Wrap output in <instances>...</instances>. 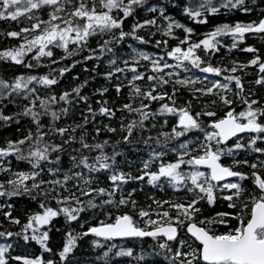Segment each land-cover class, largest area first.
<instances>
[{
	"label": "trees",
	"instance_id": "obj_1",
	"mask_svg": "<svg viewBox=\"0 0 264 264\" xmlns=\"http://www.w3.org/2000/svg\"><path fill=\"white\" fill-rule=\"evenodd\" d=\"M63 2L64 0H61V3ZM79 2L80 0H72L73 5H78ZM85 2L91 6L93 0H85ZM123 2L127 4L128 0H123ZM95 3L97 11H106V9L101 8L100 0H95ZM201 3H204L206 7L201 9ZM207 6L215 7L217 11L210 13L207 11ZM65 7L71 10V5H66ZM153 7L156 9L155 12L148 11L149 8ZM185 8L199 10L201 15L195 18L189 17L184 12ZM161 9H163V15L161 16L169 17L175 23L191 29V33H188L189 36L187 37L192 38L195 43L204 40L207 37L206 34L217 26L224 24L236 25L237 23L259 24L260 20L264 19V0H244L243 5H238L236 8H232L228 4V0H210V5L209 0H146L143 5L133 6V11L127 18H124L123 13L117 9H114L111 13L114 18L123 21L122 30L130 34L126 35L123 40L118 39L120 30H114L117 39L113 40L111 34L93 36L89 39L88 47L85 50L75 51L72 55H68L61 48L49 46L53 51L52 57H38L37 49H33V51L26 53L23 63L20 65L13 64L8 59H0V78L5 79L9 83L14 82L18 76L27 77L30 75L37 76L38 78L41 76H49V78L57 80V83L51 86H45L36 81L29 84L28 89L23 92L24 94H29V100L21 99L18 101L19 98L15 97V105L9 104L7 101H0V111L4 115L14 117L8 122L0 121V148H6L8 141L23 139L29 131L35 137L36 124L33 123L31 117L15 116V113L23 111L25 106L31 107L32 105L29 101L36 97L49 100L53 96L56 97V101L49 102L48 114L39 117L42 125L41 133L44 134V139L41 144L62 145V151L59 153H52L51 149H49L50 160L55 161L56 155L60 156L58 164H49L46 161H42L41 167L33 170L27 161H17L14 155L0 159V164H3L6 168H10L12 173L39 171L40 176L37 178V182L41 179L45 182L55 179L63 183L65 175L71 177L64 184V187L53 186L47 183L41 185V189L46 192L55 187V191L49 192L47 196L40 195V191L37 190L31 194H22L11 198L0 197V231L20 232L22 226L28 222L30 216L43 213V209L40 207L42 202L54 210L58 207L85 208V211L79 213L75 221H67L64 214L61 213L53 218L48 225L38 226L40 232H49L47 246L51 248L50 252L43 251L35 241L30 240L28 243H25L22 238L18 237L9 238L7 241L0 238V244H13V248L7 254L9 264H22V261L11 260L10 256H22L30 260L39 258L42 264H47V261L51 259L56 264H59L58 253L62 250L69 233L76 235L77 233L85 232L90 227L100 226L101 221L111 222L116 215H130L137 226L142 229L146 227L144 221L147 218L152 220L159 218V222L163 223V218L158 215V213L163 211H169L170 216H175L176 210L171 208L169 204H163V201L168 200L175 203H184L183 197H180V195L185 193L183 188L181 187L180 191H174L166 180H162L160 186L154 187L147 183V177L142 181L133 179L128 181L127 184L121 185L120 190L112 197L113 200L118 201L122 195L127 198L128 193L131 192V198L136 201L135 208H133L131 203L127 206L118 204L101 206L102 201L109 199V197L106 194L103 196L99 195L95 189L104 188L106 192L111 191L114 185L109 177L113 174V171L117 173H130L133 177H137L143 174L144 163L148 162L149 168L147 171L155 172L158 171L161 164L167 165L176 162L177 152L173 151V148L178 149L179 144L184 142L185 139H195L198 137L203 141V133L196 132L190 133L188 137L165 141L164 136L161 134L171 133L178 119V115H166L156 116L155 118L150 117L144 121L142 127L137 124L133 129L132 136L129 137L131 142L126 143L123 138L128 135L126 130L127 124L133 121H139L140 117L136 112H129L124 109L123 106L125 104H131L133 108H137L143 102L148 105L144 111L153 113L162 104H169V106L177 108H187L193 116L196 113L214 111L216 113L214 117H208L203 114L199 116L201 124L209 131L211 129L208 128V125L224 118L227 112L232 111L233 114L242 112L238 105L243 106V108L245 107V110H247V105L244 103L245 99L249 103L253 99L258 101L257 105H253L254 109L264 108V84H256L255 81L261 79V77L251 71L256 67H240L241 65H248L252 59L257 57L260 60L259 63L264 62V33H258L260 37H254L252 33H246L244 40L236 45V47H229L226 43L229 41L225 40V38H218V40L215 39L216 48L205 51L203 45H201V48L195 50L196 56L200 57L203 61L201 67L211 65L212 67L221 69L219 76L211 73L209 75L223 80L230 85L231 92L228 93V91L223 90L224 93H222L223 96L232 101L229 105H225L220 101V94L217 97H211L203 95L201 92L198 93L191 85L182 86L175 84V78L173 76H167L163 72L154 73L145 63L140 64L144 66L143 71L138 69V72L143 74L144 79L132 83L139 86L142 91H148L150 89L148 87L149 82L147 77L151 74L153 76H162L163 79L168 81L167 84L160 85L156 81L151 83L156 87V92L153 94H164L165 98L163 100L149 102L142 100L141 97H137L130 86L132 75L129 70L122 73H115L110 78H106L107 74L113 72L115 67L125 68L124 60L129 61L128 68L134 66L130 58L132 49L148 52L158 51L160 55L168 58V52L177 47V40L181 37V34L177 33L179 32L178 30L174 38H168L163 34L165 31V23L158 16L161 14ZM52 11L53 9L50 7L33 10L31 20L28 19V14L19 17L17 21L0 20V52L19 48L21 44L25 43V37L31 39L33 35L31 32L20 33L18 37L12 38L7 36L9 31L20 32V29L23 27L30 28L32 23L47 21L49 19V13ZM58 15L67 16V11L58 13ZM148 20H153L155 23L146 24L145 22ZM200 20L205 21V23H199L198 21ZM57 22L63 27L62 21ZM135 24L144 25V27L137 28L134 35L142 37L145 43H140L139 39H134L131 35L133 25ZM105 40H112L110 44V47L113 49L112 52H108L107 50L100 51V47ZM158 40L162 41L159 45L156 43ZM163 41L167 43L165 44ZM185 45L189 46V44L181 46L186 47ZM246 47H251L255 51L251 53L245 52L244 49ZM75 48V45H69L70 50H74ZM89 56L92 58L87 59ZM113 59L116 60V64L110 65V61ZM53 61H56V63H53ZM25 64H31L32 67H25ZM233 67L237 68L235 72L231 71ZM64 68L68 70L61 76L60 70ZM195 69L201 72L199 68ZM228 76L240 77L243 87L242 92L235 87L234 80L229 81L225 79ZM117 86L120 87L119 93L116 92ZM77 87L80 88L79 96L72 91ZM31 89H35V92L30 93L29 90ZM104 89H107V91H103ZM65 92L70 94L68 97L70 103L59 100V97ZM101 92H103L102 95ZM173 92H175V95H173ZM236 93H239V97ZM81 96L87 99H81ZM172 100H175V105H172ZM214 100L216 101L215 104L212 103ZM89 106H91L92 112L96 113L95 116L89 112ZM101 106L111 109L114 115H111V118H109V115L99 114V108ZM62 109H67V113H63L61 111ZM34 111L42 112L39 99L35 100ZM52 112L58 115V119L55 121L52 120ZM85 117H87V123H85ZM17 119L20 121L19 123L16 122ZM165 120L167 123H165ZM258 122L264 123V116L258 117ZM78 124L83 125V127L76 128ZM53 127H64L68 129V132L62 138L58 134L49 131V128ZM122 127L124 130H122ZM73 128H76L75 132L72 131ZM108 128L115 129V131L110 132ZM263 135L259 134L260 138L257 139L254 147L264 149V139H261ZM81 136L84 137L85 142L89 145H95L97 143L103 144L104 141L108 143L104 145L103 149H95L93 147L83 148L80 143ZM73 137L74 139L71 140V143H63L64 140ZM157 140L160 141L159 144ZM234 140L229 142L228 145L233 146L232 143ZM241 143L245 147L235 152V160H247L248 165L240 163L234 166L233 157L227 156H222L221 162L225 166L232 167L235 171L247 174L249 179L243 181V183L248 185L252 182L253 186L254 178L251 177L253 169L249 165L256 163L255 160L258 162L264 160V153L252 152L247 148L249 142L245 140ZM21 147L25 149L26 153L29 145L26 143ZM114 153L119 154L115 156L113 168L109 170L90 172L80 164V160L87 157V163L98 168L99 165L96 157L101 155L112 157ZM160 153H163V155H159ZM73 156L76 157L75 161L72 159ZM185 158L187 159L188 157ZM106 162L113 164L112 160ZM50 169H55L56 171L50 172ZM180 170L188 172L189 167L182 165ZM256 171L264 178V168H258ZM9 178L14 177L10 176L9 173L0 172V183H5L6 185V181ZM85 180H89L90 184H85ZM26 183L30 186L32 181L28 180ZM65 188H67V191H65ZM81 189L90 191V195H84ZM57 193H59L58 197ZM73 194L79 199V204H77L76 200L72 199ZM217 195L219 196L220 193H217ZM173 196H177L178 198H174ZM65 197L69 198L68 203L57 205V198L63 200ZM90 199L97 205L96 208L88 207L87 202ZM155 201H160L162 207H158ZM227 203V201L217 200L213 206L209 207L206 202L202 201L198 206L204 209L203 213L205 211V215L203 214L199 218L203 219L205 217L215 216L219 211L234 212V210L227 208ZM9 204L11 205L10 208L8 207ZM141 210L149 213V216L144 217L143 220L138 214ZM6 212L11 213V218L19 219L20 224H11L10 220L4 216ZM232 223L236 222L232 221ZM147 230L152 229L148 227ZM216 230L218 232L223 231L224 225L216 226ZM28 235H31V230H29ZM158 240L164 242L161 239ZM93 241H96L100 246H94ZM76 244L74 257L80 264H104L100 263L98 259L109 248L112 249L109 253L110 257H113L115 252L120 248L130 249L133 253L131 257H116L111 260V264H152V261L159 264L164 262L165 255H169L166 250H159L157 240H153V238L106 241L89 235L78 239ZM113 245L115 247H112ZM156 252L160 253L159 260L153 259L138 262L135 259L136 256L149 255Z\"/></svg>",
	"mask_w": 264,
	"mask_h": 264
},
{
	"label": "snow or ice",
	"instance_id": "obj_2",
	"mask_svg": "<svg viewBox=\"0 0 264 264\" xmlns=\"http://www.w3.org/2000/svg\"><path fill=\"white\" fill-rule=\"evenodd\" d=\"M146 0H128L127 4H124L123 0H100V6L106 11H97V6L95 0L91 6H89L85 0H80L78 5H73L72 0H0V20H11L17 21L19 17L28 14V19H32V11L39 10L45 7H50L53 9L49 13V19L47 21H39L32 23L31 27H23L20 32L9 31L7 33L8 37L16 38L20 33L31 32L32 38L28 39L25 37V43L21 44L19 48L7 50L0 52V59L11 60L13 64L20 65L23 63L24 56L27 52L37 49L38 57H52L53 51L49 46L61 48L68 55L74 54L75 51L85 50L88 47L89 39L93 36H102L111 34L113 40L117 39L114 30H120L119 40H123L126 35L122 30V20L114 18L111 14L114 9H117L123 13V17L127 18L133 11V6L143 5ZM244 0H228V4L232 8H236L238 5H243ZM66 5H71V10L66 8ZM210 5V0H209ZM226 6V5H222ZM204 3L200 4V8H205ZM67 11V16H60L58 13ZM148 11L155 12L156 9L149 8ZM161 15H163V9L160 10ZM207 11L210 13H215L217 9L215 7L207 6ZM247 11V9H245ZM184 12L189 17L195 18L201 15L199 10H191L190 8H185ZM57 21H62L63 27ZM199 23H205V21L200 20ZM146 24H154L155 21L148 20ZM43 25V26H42ZM144 27L142 24L133 25L132 33L134 39H139L140 43H145L142 37L135 36L137 28ZM173 27L180 28V24L169 23L167 30L163 33L164 35H170ZM185 33H191V29L184 28ZM247 32L264 33V19L260 20L258 25L254 24H239L237 23L234 27H230L227 24L218 26L214 32L208 35V38L200 41L199 43H191L186 51H182L180 47L173 48L168 52V56L177 61L175 67L180 68L183 63L187 61L192 65L193 68H199L201 72L211 73L219 76L221 74L220 68L212 67L211 65L207 67H201L203 61L200 57L196 56L195 50L203 48L205 51L216 48L215 38L220 35H231L233 38V47H236L237 42H242ZM112 40H105L103 45L100 47V51L103 52L107 50L112 52L113 49L110 47ZM157 45L162 43V41H157ZM163 43H167L163 41ZM181 43H187V40H182ZM75 45L74 50L69 49V45ZM245 52H254L255 49L251 47H246ZM136 57H133V63L139 64L140 60H150V57L143 52H138ZM89 56L87 59H91ZM259 62V58H254L250 61L251 65H256ZM56 63V61H53ZM116 60L110 61V65H115ZM125 68L115 67L113 72H109L106 78H110L115 73H122L129 70L133 73L132 81H130V86L132 91L137 97H141L142 100L158 101L163 100L164 94L154 95L156 92V87L153 85V81H156L160 85L167 84L168 81L163 79L162 76L149 75L147 80L149 82L148 91H142L141 88L135 85L134 81L143 80V74L137 71L135 66L128 68L129 61L124 60ZM152 71L154 73L163 72L164 68L173 67L164 63L163 66L157 60H151ZM25 67L31 68V64H25ZM248 65H241L240 67H247ZM68 69L64 68L60 70V75L62 76ZM237 70L236 67L231 69L232 72ZM259 70L264 73V63L259 64ZM172 76L173 73H168ZM226 80L235 81V87L241 92L243 87L241 84V79L238 76H228L225 77ZM38 82L45 86H51L57 83L54 78H49V76H18L15 78L14 82L9 83L5 79L0 78V101H7L9 104H16L15 97H20L23 100H29V94L21 95L28 85L32 82ZM175 84L182 86H187L189 83L195 84L196 80H180L174 81ZM256 84H264V77L255 81ZM82 87V86H81ZM213 89H222L228 91L227 84H219L218 82H213L212 87L196 89L204 94L218 95L213 91ZM78 96L80 94V88H74L72 90ZM103 91H107L104 89ZM30 93H34L35 89L29 90ZM116 92H120V87H116ZM15 94V95H14ZM103 92H101V95ZM69 93L65 92L59 97L60 101L65 103H70L68 100ZM175 95V92H173ZM239 97V93H236ZM86 100V97H80ZM39 99L40 108L42 112L34 111L35 100ZM171 99V98H169ZM220 101L229 105L232 103L225 96H219ZM55 102L56 97H50L49 100L40 99L36 97L30 100L31 107L25 106L23 111L15 113V116L31 117L33 123L36 124V133L34 134L29 131L28 134L17 141H8L6 148H0V159L9 156H15L17 161H27L33 170L41 167V162L46 161L49 164L59 163L60 156L56 155L55 161L50 160V151L52 153H59L62 151V145H48L41 144L44 139V134L41 133L42 125L40 123L39 117L41 115L48 114L49 102ZM107 103V102H105ZM175 100H172V105H175ZM213 104L216 103L214 100ZM247 105V110L239 113V117H236L232 111L226 113L225 118L219 119L208 125L209 131L201 124L199 116L201 114L208 117H214L216 113L214 111H205L203 113H196L193 116L187 108H177L174 106H169V104H162L156 112L144 111L148 107L147 104L141 103L140 107L133 108L131 104H125L124 109L129 112H136L140 119L139 121H133L126 126L128 135L123 139L126 143H130L129 137L133 134L134 127L139 124L143 126L144 121L148 120L150 117L155 118L156 116H166V115H178V121L176 125L172 128L171 133H162L165 141L172 139H179L180 137H188L190 133H203V141L198 137L195 139H185L184 142L179 144V148H173V151L177 152V160L175 163H169L167 165L161 164L158 171L150 172L147 171L149 168V163H144L143 174L137 177H133L130 173L115 172L109 177L114 187L111 191H107L104 188L95 189V191L103 196L107 195L109 199L102 201L103 205H113L118 204L121 206H127L129 203L132 204L133 208L136 206V201L132 199V193H128V197L125 198L123 195L118 201L112 199L116 192L120 190L121 185L127 184L130 180H144L147 177V183L154 187L160 186L162 180H166L167 183L172 187L174 191H180L181 187L183 190L189 194L188 199L184 203H175L168 200L163 201V204H169L171 208L176 210L175 216H170L169 211H163L158 213L163 218V223L148 219L144 221L146 227L140 228L137 226L136 222L132 219L130 215H116L114 220L111 222L101 221L100 226L90 227L87 231L82 233H77L73 235L69 233L67 235L66 241L63 245L61 251H59V264H80V262L74 257V249L77 244L76 241L81 237H86L92 235L97 238H102L103 240L110 241L116 238H143L152 237L153 240H157L158 247L162 250H166L169 255L164 256L166 264H264V178L262 175L256 171L258 168H264V160L258 163H251L249 167L253 169L251 172V177H253L254 188H249L243 183L249 179L248 175L233 170L232 167L225 166L221 162L222 156L233 157V164L238 165L240 163L248 165L247 160L238 161L235 160V152L237 150L243 149L245 146L240 142L238 138L239 133H255L256 136L250 138L247 148L252 152H262L264 149L259 147H254L256 145L257 139L260 138L259 134H264V123L258 122V117L264 116V108H253V105H257L258 101L247 99L244 100ZM63 113H67V109L61 110ZM89 112L93 116L96 115L92 112L91 106H89ZM99 114L101 115H114L111 109L101 106L99 108ZM52 120L58 119V115L55 112L51 113ZM13 116L4 115L0 111V121L8 122L12 120ZM246 121V123L241 122ZM20 121L17 119L16 121ZM85 123H87V117H85ZM165 123L167 121L165 120ZM83 125H76V128H81ZM76 128L72 131L75 132ZM122 130L124 128L122 127ZM50 132L58 134L60 137H64L65 133L68 132L67 128L64 127H53L49 128ZM108 131H115V129L108 128ZM237 137L233 142L234 146H229L228 141ZM64 140L63 143H71V140ZM28 143L29 147L25 153V149L21 146ZM80 143L83 148L93 147L95 149H103L104 145L108 142L104 141L103 144L97 143L95 145H89L85 142L84 137L81 136ZM119 143V142H118ZM159 144L160 141L157 140ZM119 153H114L112 157L106 155H101L96 157V161L99 165L97 168L94 165L87 163V157L80 160V164L84 168H87L90 172L99 170H109L113 168L115 162V156ZM159 155H163L160 153ZM185 157H188L185 159ZM73 161L76 157H72ZM112 160L113 164H109L106 161ZM187 165L189 167L188 172L181 171V166ZM201 169H206L202 171ZM56 171L55 169H50V172ZM0 172L9 173L10 176L14 178H9L5 183H0V197H15L22 194H31L34 191L39 190L40 195L47 196L49 192L55 191V187L49 191H43L41 185L47 183L53 186L64 187L71 177L68 175L64 176V182L60 180H39L37 178L40 176L39 171L32 172H16L12 173L10 168H6L3 164H0ZM79 176V174H77ZM230 177H236L238 180L232 182L228 180ZM31 180L32 183L29 186L26 182ZM221 181H227L221 184ZM85 184H90L89 180L84 181ZM190 184V186H189ZM67 191V188H65ZM84 195H90V191H85L81 189ZM217 193H220L218 196ZM59 193H57V197ZM72 199L76 200L77 204L80 203L79 199L73 194ZM69 198L65 197L63 200H56L57 205L68 203ZM217 200L227 201V208L234 210V212L229 213L227 211H219L215 216L205 217L203 216V208L198 205L201 202H206L209 207L213 206ZM88 207L96 208L97 205L92 199L88 200ZM158 207H162L160 201H155ZM10 208L11 205L9 204ZM40 207L43 209L42 214L32 215L28 218V222L22 226L20 232L13 233L11 231H0V238L7 241L9 238L18 237L22 238L25 243L30 240L35 241L40 248L45 252H50L51 248L48 247L49 232H40L38 226L48 225L53 218L57 217L61 213L64 214L67 221L77 220L79 213L85 211L83 207H58L53 209L47 206L45 203H41ZM139 216L143 220L144 217L149 216V213L141 210L139 211ZM6 219L10 220L13 225H19L20 220L11 218V213H4ZM235 221L236 223H232ZM224 225V230L218 232L216 226ZM83 227V225H81ZM151 227L152 230H147ZM29 230H31V235H28ZM182 230H186L187 237H179V233ZM162 237L164 242H160L157 238ZM174 242V243H169ZM94 246L99 247L100 245L93 241ZM178 245V246H177ZM112 247H115L113 245ZM13 248L12 243L0 244V264H9V254L10 249ZM111 248L103 253L104 264H111V260L116 257H131L133 255L131 250H119L115 252L113 257L109 256ZM152 255L159 256L160 253H154L149 255H139L135 259L138 262H143L149 260ZM11 260L22 261V264H42L39 258L34 260L27 259L22 256H10ZM47 264H56L55 261L49 259ZM152 264H156L152 261Z\"/></svg>",
	"mask_w": 264,
	"mask_h": 264
},
{
	"label": "rangeland",
	"instance_id": "obj_3",
	"mask_svg": "<svg viewBox=\"0 0 264 264\" xmlns=\"http://www.w3.org/2000/svg\"><path fill=\"white\" fill-rule=\"evenodd\" d=\"M159 17H161L162 18V20H163V22L165 23V31L167 30V26H168V24L169 23H173V24H177V23H175L172 19H170L169 17H164V16H161V14H159L158 15ZM247 24H254V25H258L257 23H247ZM247 24H243V25H247ZM182 26V25H181ZM221 26V25H220ZM230 27H234L235 25H229ZM218 27V26H217ZM217 27H215L211 32H209L208 34H206V36L207 37H205V39L206 38H208V35L210 34V33H212V32H214L215 31V29L217 28ZM184 28L185 27H180V28H176V27H173V29H172V32H171V34L170 35H165V36H167L168 38L169 37H171V38H174L175 37V33H176V31L178 30L179 32H177V33H180L181 34V37L177 40V47H180L181 49H182V51H186L187 50V48L189 47V46H186V47H182L181 45H184V44H191V43H195L194 41H193V39L192 38H188L187 36H189V34L188 33H185L184 32ZM164 31V32H165ZM250 33H252V36H254V37H257V36H259L258 35V33H255V32H247V34H250ZM246 34V33H245ZM260 37V36H259ZM218 38H225V40H227V41H229V42H226L227 43V45L229 46V47H233V38H232V36L231 35H220V36H217L215 39H218ZM245 38V37H244ZM187 40V43H181V41L182 40ZM244 40V39H243ZM241 42H237V44L236 45H238V44H240ZM138 52H143V53H145L146 55H148L149 57H150V60H147V61H145V60H140L139 61V64L137 65V64H132V65H134L136 68H137V71H139L138 69H140V70H144V66H142V65H140L141 63L143 64V63H145V64H147L148 66L147 67H149V69H151L152 70V64H151V60H157L159 63H160V65L161 66H163V64L164 63H167V64H169V65H173V67H169V68H164L163 69V73L164 74H167V76H169L168 75V73H173V77L175 78V80H177V79H180V80H185V79H188V80H196L197 81V83H195V84H191V83H189L188 85H191V86H193L194 87V89L196 90V89H200V88H207V87H212V83L213 82H218L219 84H227L228 85V88H229V90H228V93L229 92H231V87H230V85L228 84V83H225L223 80H220V79H218V78H214V77H212V76H210L209 75V73H202V72H198L195 68H193L192 67V65L190 64V63H188L187 61H185L184 63H183V66L182 67H180V68H177V67H175V65L177 64V61L176 60H173V59H171L169 56H167L168 58H166V57H163L162 55H160V52H158V51H153V52H148V51H139V50H136V49H132L131 50V56H130V58H131V61L133 62V57H136V59H138V56H136V54L138 53ZM259 62H260V60H259ZM257 63L256 65H251L250 64V62L248 63V66L247 67H256V68H253L251 71L252 72H255L257 75H259L261 78L262 77H264V73H260L259 72V64L260 63ZM264 63V62H263ZM139 73H141V72H139ZM142 74V73H141ZM131 75L133 76V73L131 72ZM213 91L215 92V93H217V94H220L219 96H221L222 95V93H224L223 92V90L222 89H213ZM200 91H198V93H199ZM201 94H203V95H208V96H218V95H212V94H204V93H202L201 92ZM21 95H24V93H21ZM19 99H18V101H20L21 100V98L20 97H18ZM239 107H240V109L242 110V111H246L245 110V107L243 108V106H240V105H238ZM244 109V110H243ZM236 117H239V113H235L234 114ZM177 121H178V119H177ZM242 122V121H241ZM251 137H253V136H243V137H239V140H240V142L241 141H246V140H250V138ZM242 138H244V139H242ZM242 139V140H241ZM261 139H264V135L261 137ZM235 141V140H234ZM233 141V142H234ZM246 142H249V141H246ZM233 144V143H232ZM234 146V145H233ZM255 162L256 163H258V161L257 160H255ZM232 182H235V181H232ZM190 186V185H189ZM249 188H251V186H252V182L251 183H249L248 185H247ZM255 186H252V188H254ZM188 196H189V194H187L186 192L183 194V195H180V197H183V201L185 202L187 199H188ZM174 198H178L177 196H173ZM204 210V209H203ZM204 215H205V211H204V213H203ZM152 218H154V217H152ZM149 218H147L146 220H148ZM155 220H157V221H159V218H154ZM153 219V220H154ZM145 220V221H146ZM179 235V237H181V238H186L187 237V233H186V230H182V231H180V233L178 234ZM159 239H161V240H163L164 241V239L163 238H159ZM123 241V240H122ZM178 246V245H177ZM159 248V247H158ZM121 249H123V250H130V249H124V248H120V249H118V251L119 250H121ZM159 250H162V249H160L159 248ZM157 253V252H156ZM153 259H158L159 260V256H155V255H152L151 257H150V259L149 260H153ZM98 261L100 262V263H104V261H103V255L98 259ZM147 261V260H146ZM166 263V261L164 260V262L163 263H159V264H165ZM83 264V263H82Z\"/></svg>",
	"mask_w": 264,
	"mask_h": 264
},
{
	"label": "bare ground",
	"instance_id": "obj_4",
	"mask_svg": "<svg viewBox=\"0 0 264 264\" xmlns=\"http://www.w3.org/2000/svg\"><path fill=\"white\" fill-rule=\"evenodd\" d=\"M257 39V38H256ZM218 40V39H217ZM152 75V74H151ZM237 103V102H236ZM237 106V105H236ZM241 106V105H240ZM246 109V108H245ZM136 115V114H135ZM90 117V116H89ZM243 122V121H242ZM104 132V131H103ZM137 132V131H136ZM160 132V131H159ZM102 133V132H101ZM248 136H249V134H247ZM244 135L243 134H241V135H238V137H243ZM237 137H233V138H231L227 143L229 144V142H231L232 140H234V139H236ZM250 138V137H249ZM190 139V138H189ZM242 139H244V138H242ZM241 139V140H242ZM247 141V140H246ZM242 142V141H241ZM186 159V158H185ZM201 170H203V171H206V169H201ZM228 180H230V181H237L238 180V178H236V177H231V178H229ZM225 182H227V181H221L220 183L221 184H223V183H225ZM98 227V226H97ZM90 236H92V235H90ZM94 237V236H93ZM145 238H150V239H152V237H145ZM145 238H125V239H121V240H111V241H122V240H127V239H145ZM160 238H162V237H160ZM159 239V238H158ZM103 240V239H102Z\"/></svg>",
	"mask_w": 264,
	"mask_h": 264
},
{
	"label": "water",
	"instance_id": "obj_5",
	"mask_svg": "<svg viewBox=\"0 0 264 264\" xmlns=\"http://www.w3.org/2000/svg\"><path fill=\"white\" fill-rule=\"evenodd\" d=\"M241 134H245V133H239L238 135H241ZM255 134V133H254ZM231 178V177H230ZM229 179V178H228ZM143 238H145V237H143ZM102 239V238H101ZM121 239H125V238H116V239H114V240H121Z\"/></svg>",
	"mask_w": 264,
	"mask_h": 264
}]
</instances>
